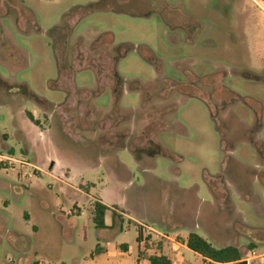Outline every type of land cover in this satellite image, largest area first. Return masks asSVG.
Returning a JSON list of instances; mask_svg holds the SVG:
<instances>
[{"label":"rangeland","instance_id":"obj_1","mask_svg":"<svg viewBox=\"0 0 264 264\" xmlns=\"http://www.w3.org/2000/svg\"><path fill=\"white\" fill-rule=\"evenodd\" d=\"M259 19L250 0H0V76L26 85H0V160H12L0 162V264H110L119 244L134 264L139 224L118 219L139 216L136 203L145 227L180 243L192 231L262 264ZM93 200L114 209L112 227L95 228Z\"/></svg>","mask_w":264,"mask_h":264},{"label":"trees","instance_id":"obj_2","mask_svg":"<svg viewBox=\"0 0 264 264\" xmlns=\"http://www.w3.org/2000/svg\"><path fill=\"white\" fill-rule=\"evenodd\" d=\"M131 48H132V50H137L138 47L137 46H131ZM256 78H259V77H256ZM257 81H259V80H257ZM0 85H4L2 90L3 91L6 90L7 93H8V90H11L12 88L17 90V91H20L21 87L26 88L25 84L10 87L1 78H0ZM31 97L36 98V95L31 92L30 98ZM27 118L32 123L36 124V121L33 119L32 115L30 113L27 114ZM253 126L254 125H252L251 128H253ZM257 132H255L256 135H257ZM248 140L249 139H247V141ZM257 140L258 139L249 141L248 144L251 147H253L254 149H256V143H258ZM227 147H229V145ZM232 147L233 146H230L231 149H232ZM157 148L158 149L155 152H152V151L146 152L145 156H150V157L152 156L153 157L155 155H161L160 147L157 146ZM256 151H257V153H259L258 150H256ZM132 155L134 156L135 160L137 162H139V164H142L141 159L139 157H137L136 154L132 153ZM120 166L123 167L122 165H120ZM142 170H145V168H143ZM107 210H108L107 207L104 206L103 204L96 202V201L93 203L92 223L94 224L95 228H104V215H105ZM114 216L115 215L113 213V217ZM140 238H141V228L137 227L136 241L139 242ZM185 246L188 250H190L193 253L201 256L203 258V260L205 262H207V264H245L243 261H241L243 257L241 255L240 249L238 247H236L234 245L214 247V246H212V244H210L205 239H203L201 236L197 235L195 232H192V231H190L186 237ZM145 248L146 249L156 248L157 250H159V249H161V244L158 243L156 246L150 245V247H148V244H146ZM94 252H95V254H98V249L95 248ZM146 260H147L146 264H172L170 258L166 255L161 254V253L149 255L146 257ZM262 264H264V261L262 262Z\"/></svg>","mask_w":264,"mask_h":264},{"label":"crops","instance_id":"obj_3","mask_svg":"<svg viewBox=\"0 0 264 264\" xmlns=\"http://www.w3.org/2000/svg\"><path fill=\"white\" fill-rule=\"evenodd\" d=\"M250 1L254 2L258 6L259 15H260L259 25L260 24L263 25V23H264V14L262 13V10H263L262 7H261L262 3L260 1L258 2L257 0H250ZM249 22H252V20L251 21L249 20ZM41 98L43 100H45V102H47L48 104H51V105H55L56 104L55 102L50 101V100H48L46 98H43V97H41ZM30 102L32 103V101H30ZM32 104L37 108V105L34 102ZM32 116H34V115H32ZM123 149H125V148H123ZM25 165L30 166V164H23L22 166H25ZM119 165H121V164H119ZM49 169L51 170L50 167H49ZM47 174L55 179V177L53 175H51L50 173H47ZM66 176H69V175L65 174L64 175V180H65V178H66V180H69V178H67ZM58 180H62V179H58ZM153 180L157 181L158 179L154 178ZM131 186H135V185L131 184ZM135 188H142V187H140V186L136 187L135 186ZM95 201L99 202V203H101V204H103L104 206L107 207L108 210L106 211V213L104 215V227L108 226L109 224H110L109 226L112 227V224L114 222L113 221L114 209L111 208V207H108L107 205H105L104 203H102L101 201H98V200L91 201L92 202L90 204L91 205V209L93 208V203ZM121 204H123V202ZM136 207H137L136 210H138V209L140 210L139 213H140L141 216L140 215L139 216L138 215L135 216V215L131 214L132 213L131 211L128 210L130 213L129 212L122 213L118 220H120L121 217H126V218H129L132 221L137 222L139 224V226H137V227H141L143 225H146L144 223H139V221L146 217L145 213H147V207L146 206H142L141 204H138V203H136ZM73 211H74V213H72V215L77 213V211H75V210H73ZM141 212H144V215H142ZM91 221H92V212H91ZM148 228H150L154 233H158L153 228H151V227H148ZM165 236H166V238H161L160 239L162 241V244H161V249H159V250H157L156 248H150V249L144 248L143 249L139 245V242H137L136 258L134 259V264H146L147 263V260H146L147 256L152 255V254H159V253L168 256L170 258L172 264H180L181 263V259H180V256H179V252H180L181 249H185V250L187 249L186 246H185V240H186L187 236L185 237V239H184V241L182 243L176 242L175 240H173L168 235H165ZM166 244L168 245L169 253H165L163 251L164 250V246ZM97 249H98V254H99L100 253L99 248H97ZM131 250H132L131 247H129V246L125 245V244L116 245V247L113 250V257L115 259V262L114 263H110V264H133L132 262L128 261V259H127L128 258L127 256L130 255ZM177 250H179V251H177ZM149 251H151L152 253L149 254ZM177 257L180 260L176 261L175 259Z\"/></svg>","mask_w":264,"mask_h":264},{"label":"flooded vegetation","instance_id":"obj_4","mask_svg":"<svg viewBox=\"0 0 264 264\" xmlns=\"http://www.w3.org/2000/svg\"><path fill=\"white\" fill-rule=\"evenodd\" d=\"M114 76V79L115 80H117L116 82H117V84L118 85H121L122 86V90H123V92H125V93H127V92H132V90L131 89H129L127 86H128V84L126 83V81L125 80H123L122 79V77H119V75L117 74V73H114L113 74ZM0 78H1V76H0ZM121 78V79H120ZM2 79V78H1ZM4 82H6L4 79H2ZM7 83V82H6ZM8 85H9V83H7ZM11 86H15V85H11ZM10 86V87H11ZM18 93V92H17ZM136 93H138V91L136 92ZM7 95H8V93H7ZM111 101H115V99H114V97H112V95H111ZM34 101H32V103H33ZM126 149V148H125ZM144 157H146V156H144ZM144 157H142V159H144ZM141 159V163L143 164L144 163V160H142ZM144 165V164H143ZM118 167H119V171H121L122 173H125V174H127L126 172H124L123 171V168L122 167H120V165H118ZM146 174L145 172H144V170H142V175H144V174ZM109 175H110V177H112L113 179H114V176H118L117 175V172H116V174H115V172H113L112 170L111 171H109ZM149 177L150 178H152V179H154V177H152V176H150L149 175ZM156 179V178H155ZM152 181H154V180H152ZM180 215H182V214H180ZM196 217V215L195 214H193V215H191V219H193L194 220V218ZM196 219V218H195Z\"/></svg>","mask_w":264,"mask_h":264},{"label":"built area","instance_id":"obj_5","mask_svg":"<svg viewBox=\"0 0 264 264\" xmlns=\"http://www.w3.org/2000/svg\"><path fill=\"white\" fill-rule=\"evenodd\" d=\"M3 161H7L9 163H11V159L10 158H6V159H3V160H0V162H3ZM21 164H25L23 162H19ZM74 213V211L71 212V214ZM141 238H140V241H139V245L141 246V248H145V245L148 244V235L149 233H152V234H155V236L157 235V237L159 238H166V236L160 234V233H154L150 228L148 227H145V226H141ZM144 230H147V233L144 231ZM264 256V255H263ZM253 258H255L254 256H251V257H248V258H242L241 261H243L245 264H249L250 260H252Z\"/></svg>","mask_w":264,"mask_h":264}]
</instances>
